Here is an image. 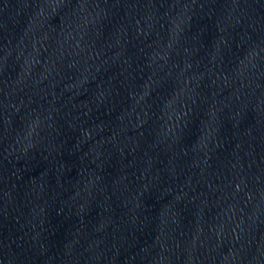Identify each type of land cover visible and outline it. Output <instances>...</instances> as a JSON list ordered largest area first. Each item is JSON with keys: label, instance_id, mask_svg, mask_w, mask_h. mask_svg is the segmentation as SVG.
Listing matches in <instances>:
<instances>
[{"label": "water", "instance_id": "95a60500", "mask_svg": "<svg viewBox=\"0 0 264 264\" xmlns=\"http://www.w3.org/2000/svg\"><path fill=\"white\" fill-rule=\"evenodd\" d=\"M0 264H264V0H0Z\"/></svg>", "mask_w": 264, "mask_h": 264}]
</instances>
